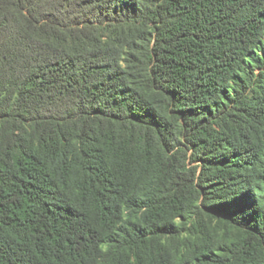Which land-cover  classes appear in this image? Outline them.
<instances>
[{
	"label": "trees",
	"instance_id": "obj_1",
	"mask_svg": "<svg viewBox=\"0 0 264 264\" xmlns=\"http://www.w3.org/2000/svg\"><path fill=\"white\" fill-rule=\"evenodd\" d=\"M0 264H264V0H0Z\"/></svg>",
	"mask_w": 264,
	"mask_h": 264
}]
</instances>
